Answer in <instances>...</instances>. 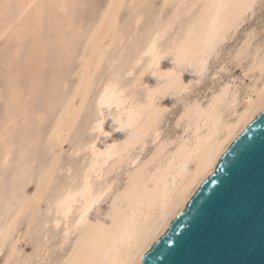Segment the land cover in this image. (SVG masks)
<instances>
[{"label":"bare ground","instance_id":"obj_1","mask_svg":"<svg viewBox=\"0 0 264 264\" xmlns=\"http://www.w3.org/2000/svg\"><path fill=\"white\" fill-rule=\"evenodd\" d=\"M171 1L164 0L162 8ZM261 1L264 7V0H175L165 20H158L143 44L136 50L134 48L130 55L122 72L131 73L132 80L121 83L118 75L104 82L97 79L100 83L97 82V93H94L96 117L88 127L96 133L91 141L77 147L75 151L78 154L86 151L87 163L79 176L51 202L47 209L50 216L40 224L39 232L36 231L38 235L33 253L17 264H49L51 249L44 242L49 234V224L56 228L61 226L56 245L52 243V248L61 247L74 236L64 257L57 262L54 259L56 264H138L144 252L165 231L200 183L214 170L220 155L264 108V43L253 45L257 35L253 27L246 30L240 43L230 52L229 59L236 67L250 58L249 62L245 60L247 64L241 67L240 72L243 77L256 73L252 81L253 84L260 82L259 86L242 88V82H234L235 77L222 83L219 81L214 87L216 90L209 92L208 97L203 96L205 101L191 99L181 109L174 122L176 127L181 128L176 136H161L160 123L170 106L181 94L200 83L210 60L219 58L222 45L235 35ZM34 2L21 0L13 22L24 19ZM139 12L126 26L128 31L131 29V34L136 31L140 20L146 19L145 14L143 18ZM116 29L115 23L109 25L107 32L111 38L105 49L101 37L87 48L93 54L103 50L101 57L93 61L95 72L104 69H100L103 64L105 70L112 68L116 57L123 54L120 49L119 56L109 53L111 47L116 49L122 43L123 35L127 33H122L124 28L122 32ZM166 35H169L168 38ZM163 37L167 41L160 44ZM225 70H228L226 64L220 63L211 73L215 76ZM91 85L87 77L81 81L76 89L80 100L84 101L88 96ZM66 110L49 135V141L61 144L69 137L70 130L66 125L72 117V111ZM149 140L151 150L142 156L140 151L144 152ZM9 230L0 229V253ZM17 255L18 251L11 248L4 264Z\"/></svg>","mask_w":264,"mask_h":264},{"label":"rangeland","instance_id":"obj_2","mask_svg":"<svg viewBox=\"0 0 264 264\" xmlns=\"http://www.w3.org/2000/svg\"><path fill=\"white\" fill-rule=\"evenodd\" d=\"M18 1L0 0V229L10 228L6 244L0 253V264H4L11 248H15L19 255L11 257L6 264H17L21 259L33 253L37 232H39L37 230L40 229L39 226L46 217L50 216L48 207L60 191L79 176L87 163V152L80 151L79 155L75 151L77 147L91 141L96 133L91 131L89 126L96 117L94 102L96 94L94 93H97V82L100 80L104 82L112 76H119L121 83L124 84L132 80L131 73L122 72L130 55L133 54L134 48L136 50L143 44L148 32L151 28L153 29L158 20H165L164 18L169 15L175 3V0H172L171 4L169 3L163 9L164 0H148L149 2L147 0H35L24 19L13 22L21 0ZM259 3L261 4L255 6L257 10L254 9L253 14L246 19L235 35L222 45L223 49L218 54L219 58L210 60L209 68L201 76L200 83L181 94L170 106L160 123L162 137L176 136L181 128L176 127L174 122L181 113V109L191 99L199 98V101H205L204 97H208V94L217 89L214 87L220 83L219 81L222 83L228 78L235 77L234 82H242V88L252 85L259 86L260 82L255 85L252 81L256 73L250 77L249 75L243 77L240 72L250 58L245 59L247 62L244 60L243 64L236 67L229 59L230 52L240 43L247 29L254 27L252 30L257 31L253 45L264 43V7L262 1ZM138 12L143 14V18L145 14L146 19H141L136 26V31L131 34V29L128 31L126 28ZM114 23L118 28L117 32H122L121 29L124 28L125 31L122 33L125 34L127 31L128 34L123 35L122 43L116 46V49L114 46V49L111 47L109 53L119 56L118 49H120L123 54L116 57L117 60L112 68L105 70L103 64L100 69H104L95 72L93 61L101 57L103 50H100L98 54L87 50L92 42L100 37L103 39L102 44L105 49L104 47L108 45L111 38L107 29ZM167 36L169 35L165 37ZM165 37L161 39L160 44L166 43L168 37ZM219 62L225 63L228 70L220 71L212 76L211 72L220 64ZM86 66L87 69H85ZM239 76L242 77L239 79ZM86 77L90 80L92 87L90 86V93L83 101L80 100L76 89L81 81L86 80ZM65 110L73 113H71L70 121H67L68 126L66 125L70 130V135L61 144L51 142L48 140L49 135L61 121L60 117L65 114ZM151 147L149 140L144 152L140 151V154L147 155ZM16 200H18L17 203ZM60 227L56 228L49 224L47 228L49 234L44 242L47 248L51 249L48 255L49 264H52L54 259L55 262L60 261L74 239L72 236L70 241L61 247H54L56 248L54 250L52 246L56 245L55 241H57ZM55 262L53 264H56Z\"/></svg>","mask_w":264,"mask_h":264},{"label":"water","instance_id":"obj_3","mask_svg":"<svg viewBox=\"0 0 264 264\" xmlns=\"http://www.w3.org/2000/svg\"><path fill=\"white\" fill-rule=\"evenodd\" d=\"M242 165V167H241ZM224 188L235 193L219 200ZM215 202L211 219L203 216ZM209 236L224 232L234 242L202 243L193 235L194 220ZM184 245L177 249L176 241ZM264 264V111H260L220 155L214 170L200 183L183 209L141 256L138 264Z\"/></svg>","mask_w":264,"mask_h":264},{"label":"snow or ice","instance_id":"obj_4","mask_svg":"<svg viewBox=\"0 0 264 264\" xmlns=\"http://www.w3.org/2000/svg\"><path fill=\"white\" fill-rule=\"evenodd\" d=\"M261 111H264V108H261ZM102 123H103V121L100 122L101 125H102ZM100 130L103 131L102 127L100 128ZM241 167H242V165H241ZM225 183L226 182H222V188L224 190L222 192L218 193V199L219 200H230L232 196L236 195L235 193H230L227 188H224ZM216 211L217 210H216L215 202L209 201V203L207 204V206L203 210V216L206 217L207 219H211L214 216ZM202 224H203L202 220H199V219L194 220V222L192 224V231H193L194 236L196 233L200 232ZM199 240L202 243H214V244H218V245L234 242L229 235H227L224 232H219V231L210 235V236L207 233L200 232ZM183 245H184L183 240L176 241L177 249H181L183 247ZM176 264H186V262L177 261Z\"/></svg>","mask_w":264,"mask_h":264}]
</instances>
